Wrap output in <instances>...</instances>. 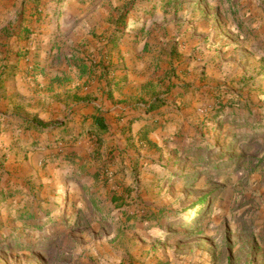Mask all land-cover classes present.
I'll use <instances>...</instances> for the list:
<instances>
[{"label": "rangeland", "instance_id": "obj_1", "mask_svg": "<svg viewBox=\"0 0 264 264\" xmlns=\"http://www.w3.org/2000/svg\"><path fill=\"white\" fill-rule=\"evenodd\" d=\"M0 110V264H264V0H0Z\"/></svg>", "mask_w": 264, "mask_h": 264}, {"label": "crops", "instance_id": "obj_2", "mask_svg": "<svg viewBox=\"0 0 264 264\" xmlns=\"http://www.w3.org/2000/svg\"><path fill=\"white\" fill-rule=\"evenodd\" d=\"M14 119H17L15 114H5L0 110V161L1 157L5 156L8 157L9 164L12 162L10 165L23 166L26 164L24 159L26 157L25 150L27 149H33V152L28 153L27 156H40L43 159L51 157L52 153L59 154L60 151H63L61 147L65 140L62 139V135L49 137L46 133H39L40 130L34 128L24 130L20 123H15ZM53 132L55 133V131ZM54 140H57V142L50 146L49 144H52ZM6 170L0 167V193L9 181V174L6 173Z\"/></svg>", "mask_w": 264, "mask_h": 264}, {"label": "trees", "instance_id": "obj_3", "mask_svg": "<svg viewBox=\"0 0 264 264\" xmlns=\"http://www.w3.org/2000/svg\"><path fill=\"white\" fill-rule=\"evenodd\" d=\"M94 124H95V129H91L89 131H95L97 132V135H100L101 133H104L108 130V125L105 122V119L100 116V115H94L93 117ZM43 126L40 123H37L35 121H32L31 123H28L27 128L28 129H36V130H41ZM98 128V129H97Z\"/></svg>", "mask_w": 264, "mask_h": 264}, {"label": "bare ground", "instance_id": "obj_4", "mask_svg": "<svg viewBox=\"0 0 264 264\" xmlns=\"http://www.w3.org/2000/svg\"><path fill=\"white\" fill-rule=\"evenodd\" d=\"M64 199V198H63Z\"/></svg>", "mask_w": 264, "mask_h": 264}]
</instances>
